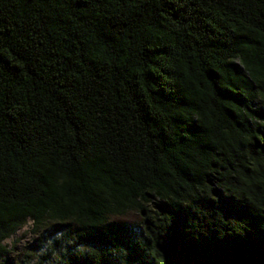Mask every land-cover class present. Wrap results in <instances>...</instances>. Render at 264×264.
<instances>
[{"label": "trees", "instance_id": "16d2710c", "mask_svg": "<svg viewBox=\"0 0 264 264\" xmlns=\"http://www.w3.org/2000/svg\"><path fill=\"white\" fill-rule=\"evenodd\" d=\"M28 221L17 264H264V0H0V264Z\"/></svg>", "mask_w": 264, "mask_h": 264}, {"label": "rangeland", "instance_id": "374dc122", "mask_svg": "<svg viewBox=\"0 0 264 264\" xmlns=\"http://www.w3.org/2000/svg\"><path fill=\"white\" fill-rule=\"evenodd\" d=\"M123 220L128 224L135 225L139 222V215L132 213L127 215ZM31 228L32 223L28 221L22 229L4 241L8 249L14 246V250H11L12 253L9 256L12 264H17L21 259H24L25 254L29 252V247L31 248L34 245L33 236L30 232Z\"/></svg>", "mask_w": 264, "mask_h": 264}]
</instances>
